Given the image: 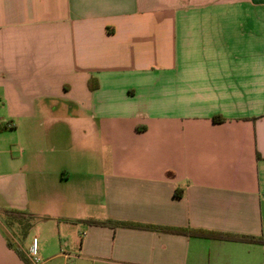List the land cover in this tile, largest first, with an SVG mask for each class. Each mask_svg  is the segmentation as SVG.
<instances>
[{"label":"crops","instance_id":"crops-1","mask_svg":"<svg viewBox=\"0 0 264 264\" xmlns=\"http://www.w3.org/2000/svg\"><path fill=\"white\" fill-rule=\"evenodd\" d=\"M11 209L45 261L264 264L240 239L264 238V0H0ZM14 247L0 224V264H29Z\"/></svg>","mask_w":264,"mask_h":264},{"label":"rangeland","instance_id":"rangeland-1","mask_svg":"<svg viewBox=\"0 0 264 264\" xmlns=\"http://www.w3.org/2000/svg\"><path fill=\"white\" fill-rule=\"evenodd\" d=\"M0 221H1L0 224L3 227L4 231L6 232V234L8 235V238L10 237L11 239H13L14 245H16V247L19 248L20 246L24 248H29L34 237H38L41 241V239L49 238L50 236L49 231L47 229H44L46 224H44L41 220H38L37 218H34L32 220L25 219L21 221L16 218L8 217L6 213H3L0 217ZM53 232L55 233L54 243L56 244L55 246V249L57 250L56 252L57 253H59L60 251L69 252V250L65 246L64 239L62 242L57 233L56 228L53 229ZM49 249L52 250V245ZM40 255H41V251H40ZM41 257L45 261L47 255L45 256L41 255ZM73 262H74L73 258H69L67 261H65V259L61 257H54L45 261L44 264H73Z\"/></svg>","mask_w":264,"mask_h":264},{"label":"trees","instance_id":"trees-1","mask_svg":"<svg viewBox=\"0 0 264 264\" xmlns=\"http://www.w3.org/2000/svg\"><path fill=\"white\" fill-rule=\"evenodd\" d=\"M217 121H223L225 120L224 117L218 115L215 117ZM3 213H6L8 217L16 218L18 220H32L34 218H38L35 214L29 213L23 210H18V209H11V210H5ZM90 223L93 224H100V225H120V224H127L125 222H119V221H110V220H96V219H88L87 220ZM130 224V223H128ZM138 225V224H135ZM139 226V225H138ZM148 227L151 228H156V229H161V230H167V231H176V232H184L188 234H198V235H203V231H199L197 229H192L190 227L187 228H177V227H169V226H160V225H148ZM240 239L245 240V241H255V242H261L264 243V238L263 237H255L252 235H245L241 236ZM15 251L19 254L20 257H22L24 260L27 259L24 256L23 251L19 247H14Z\"/></svg>","mask_w":264,"mask_h":264},{"label":"built area","instance_id":"built-area-1","mask_svg":"<svg viewBox=\"0 0 264 264\" xmlns=\"http://www.w3.org/2000/svg\"><path fill=\"white\" fill-rule=\"evenodd\" d=\"M26 253L29 264H44L45 261L40 255V239L38 237L33 238Z\"/></svg>","mask_w":264,"mask_h":264}]
</instances>
